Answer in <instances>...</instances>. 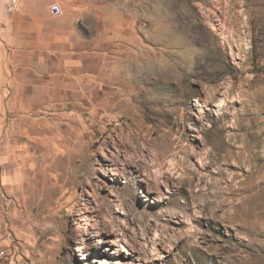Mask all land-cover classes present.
<instances>
[{
	"label": "rangeland",
	"instance_id": "1",
	"mask_svg": "<svg viewBox=\"0 0 264 264\" xmlns=\"http://www.w3.org/2000/svg\"><path fill=\"white\" fill-rule=\"evenodd\" d=\"M22 3L0 264H264V0Z\"/></svg>",
	"mask_w": 264,
	"mask_h": 264
},
{
	"label": "built area",
	"instance_id": "2",
	"mask_svg": "<svg viewBox=\"0 0 264 264\" xmlns=\"http://www.w3.org/2000/svg\"><path fill=\"white\" fill-rule=\"evenodd\" d=\"M22 4V0H6L7 9L10 12H20L23 7ZM50 10L54 16H60L63 13L62 7L59 3H53Z\"/></svg>",
	"mask_w": 264,
	"mask_h": 264
},
{
	"label": "bare ground",
	"instance_id": "3",
	"mask_svg": "<svg viewBox=\"0 0 264 264\" xmlns=\"http://www.w3.org/2000/svg\"><path fill=\"white\" fill-rule=\"evenodd\" d=\"M205 165V164H204ZM209 165V164H208ZM207 167V166H206ZM84 206H86V204H84ZM87 207V206H86Z\"/></svg>",
	"mask_w": 264,
	"mask_h": 264
}]
</instances>
